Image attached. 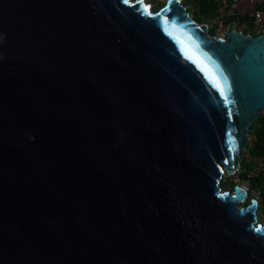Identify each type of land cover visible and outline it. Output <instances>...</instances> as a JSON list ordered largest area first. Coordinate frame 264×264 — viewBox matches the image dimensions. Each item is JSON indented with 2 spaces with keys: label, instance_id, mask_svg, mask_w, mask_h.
<instances>
[{
  "label": "water",
  "instance_id": "95a60500",
  "mask_svg": "<svg viewBox=\"0 0 264 264\" xmlns=\"http://www.w3.org/2000/svg\"><path fill=\"white\" fill-rule=\"evenodd\" d=\"M263 111L264 34L0 0V264H264L258 201L221 187Z\"/></svg>",
  "mask_w": 264,
  "mask_h": 264
},
{
  "label": "built area",
  "instance_id": "2783aa9c",
  "mask_svg": "<svg viewBox=\"0 0 264 264\" xmlns=\"http://www.w3.org/2000/svg\"><path fill=\"white\" fill-rule=\"evenodd\" d=\"M134 1V0H133ZM151 9L155 5L151 0H143ZM156 4L165 6L169 0H154ZM189 13L192 20L194 14L202 10L200 5L209 6L212 9L210 22L198 23L207 28L209 36L217 39H225L229 32L236 31L244 36H259L264 34V0H178ZM199 9H194V5ZM192 11V12H191ZM196 22V21H195ZM264 119V111L261 116ZM249 152H245L244 159H249ZM249 161V160H248ZM262 163H258L249 172V179L259 175ZM243 172V170H242ZM240 174L237 170L235 174ZM233 174V175H235ZM228 175H225L226 178ZM223 178V180H224ZM222 180V182H223ZM221 182V183H222Z\"/></svg>",
  "mask_w": 264,
  "mask_h": 264
},
{
  "label": "rangeland",
  "instance_id": "374dc122",
  "mask_svg": "<svg viewBox=\"0 0 264 264\" xmlns=\"http://www.w3.org/2000/svg\"><path fill=\"white\" fill-rule=\"evenodd\" d=\"M151 2L155 4L151 9L152 12H157L160 8H162V6L156 4V1L151 0ZM194 9H199V6L197 4L194 5ZM200 9L202 10V15L200 14V11L196 12V14L193 15L195 21L198 23L210 22V16L212 14V9L206 5H200ZM262 124H264V119H260L252 125L253 130L250 134L251 141L248 146V152L251 153V157L248 159L249 162L247 159H245L242 165L243 169H246L247 172H250L252 168L255 167V165H257L258 163H262V169L260 171L261 173L257 175L259 176L257 177V179L259 180L258 185H254V183L250 185L248 181L249 178H242L237 173L235 175H230L224 178L223 182L221 183V187L224 191H231V192L234 191V188L237 185L243 187L245 190L247 188L248 197L240 206L245 207L248 204H250V202L253 199L257 200L259 202V208L257 212L259 223L264 224V154L256 155V154H253L252 152V147L254 146L252 141H255L257 139L256 130ZM263 145H264V141H263Z\"/></svg>",
  "mask_w": 264,
  "mask_h": 264
},
{
  "label": "trees",
  "instance_id": "16d2710c",
  "mask_svg": "<svg viewBox=\"0 0 264 264\" xmlns=\"http://www.w3.org/2000/svg\"><path fill=\"white\" fill-rule=\"evenodd\" d=\"M253 130V126H251L250 131L252 132ZM256 134H257V139L255 141H252L254 146L252 147V152L253 154L256 155H261L264 154V145H263V141H264V124H262L257 130H256ZM241 177L242 178H246V172L243 171L241 173ZM258 179L256 181H254V185H258Z\"/></svg>",
  "mask_w": 264,
  "mask_h": 264
},
{
  "label": "flooded vegetation",
  "instance_id": "af4514ba",
  "mask_svg": "<svg viewBox=\"0 0 264 264\" xmlns=\"http://www.w3.org/2000/svg\"><path fill=\"white\" fill-rule=\"evenodd\" d=\"M260 119H262L261 117H260ZM259 119V120H260ZM250 134H251V131H250ZM250 141H251V135H250ZM247 151H248V149H247ZM249 157H251V153L249 152ZM245 160V159H244ZM243 160V161H244ZM249 162V161H248ZM242 165H243V163H242ZM239 170H241V173H242V170L243 171H245L246 172V178H249V172H247V170L246 169H243V166H241V168L239 169ZM241 173L239 174V176L241 177ZM257 177H259V176H256V177H252V178H250V179H248V181H249V184L251 185V184H253V182L254 181H256L257 180ZM237 186H239V185H237ZM241 187V186H240ZM246 193H247V197H248V192H247V188H246ZM247 197H246V199H247ZM245 199V200H246ZM251 203V202H250ZM259 203V202H258ZM249 205V204H248ZM258 208H259V205H258ZM258 212V211H257Z\"/></svg>",
  "mask_w": 264,
  "mask_h": 264
},
{
  "label": "snow or ice",
  "instance_id": "6c2138e0",
  "mask_svg": "<svg viewBox=\"0 0 264 264\" xmlns=\"http://www.w3.org/2000/svg\"><path fill=\"white\" fill-rule=\"evenodd\" d=\"M145 10H147V9H145ZM223 94H224L223 91H221V95H223ZM225 99H227V97H225ZM229 135H231V134L229 133ZM257 231L259 232V231H264V230L257 229Z\"/></svg>",
  "mask_w": 264,
  "mask_h": 264
},
{
  "label": "bare ground",
  "instance_id": "6f19581e",
  "mask_svg": "<svg viewBox=\"0 0 264 264\" xmlns=\"http://www.w3.org/2000/svg\"><path fill=\"white\" fill-rule=\"evenodd\" d=\"M242 189H244L243 187H242ZM245 190V189H244ZM246 191V190H245ZM242 203H240V205H241Z\"/></svg>",
  "mask_w": 264,
  "mask_h": 264
}]
</instances>
